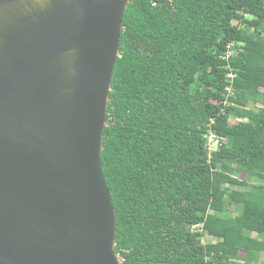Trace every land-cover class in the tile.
<instances>
[{
    "label": "trees",
    "instance_id": "obj_1",
    "mask_svg": "<svg viewBox=\"0 0 264 264\" xmlns=\"http://www.w3.org/2000/svg\"><path fill=\"white\" fill-rule=\"evenodd\" d=\"M158 1H129L112 72L100 161L114 251L264 264V0Z\"/></svg>",
    "mask_w": 264,
    "mask_h": 264
},
{
    "label": "water",
    "instance_id": "obj_2",
    "mask_svg": "<svg viewBox=\"0 0 264 264\" xmlns=\"http://www.w3.org/2000/svg\"><path fill=\"white\" fill-rule=\"evenodd\" d=\"M129 1L0 0V264H122L100 154Z\"/></svg>",
    "mask_w": 264,
    "mask_h": 264
},
{
    "label": "rangeland",
    "instance_id": "obj_3",
    "mask_svg": "<svg viewBox=\"0 0 264 264\" xmlns=\"http://www.w3.org/2000/svg\"><path fill=\"white\" fill-rule=\"evenodd\" d=\"M206 141H207V147H208V150L209 151L214 150V149L217 148L218 142L211 135H208L206 137ZM243 177H244V174L243 173L238 174V178L239 179H242ZM252 182H256V181H252ZM233 210H234V206L229 205V207L227 208V210L224 211L222 214L223 215H233L235 213V212H233ZM197 227H199V226H197ZM206 237L207 238H210V237H213V235L209 233L208 235H205L204 236V238H206ZM240 254L243 255L242 252Z\"/></svg>",
    "mask_w": 264,
    "mask_h": 264
},
{
    "label": "built area",
    "instance_id": "obj_4",
    "mask_svg": "<svg viewBox=\"0 0 264 264\" xmlns=\"http://www.w3.org/2000/svg\"><path fill=\"white\" fill-rule=\"evenodd\" d=\"M211 136L218 142V139L213 134Z\"/></svg>",
    "mask_w": 264,
    "mask_h": 264
},
{
    "label": "clouds",
    "instance_id": "obj_5",
    "mask_svg": "<svg viewBox=\"0 0 264 264\" xmlns=\"http://www.w3.org/2000/svg\"><path fill=\"white\" fill-rule=\"evenodd\" d=\"M195 226H202V223L201 224H197V225H195ZM120 258V257H119Z\"/></svg>",
    "mask_w": 264,
    "mask_h": 264
}]
</instances>
